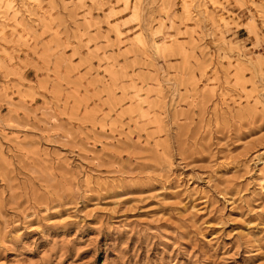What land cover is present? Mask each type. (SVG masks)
<instances>
[{"label": "rangeland", "instance_id": "374dc122", "mask_svg": "<svg viewBox=\"0 0 264 264\" xmlns=\"http://www.w3.org/2000/svg\"><path fill=\"white\" fill-rule=\"evenodd\" d=\"M0 264H264V0H0Z\"/></svg>", "mask_w": 264, "mask_h": 264}]
</instances>
